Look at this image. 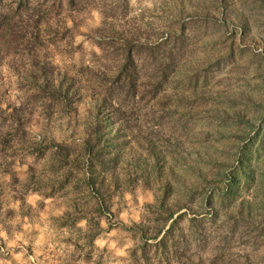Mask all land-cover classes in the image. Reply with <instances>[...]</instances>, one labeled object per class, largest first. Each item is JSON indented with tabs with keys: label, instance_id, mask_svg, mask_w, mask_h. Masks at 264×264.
I'll return each mask as SVG.
<instances>
[{
	"label": "rangeland",
	"instance_id": "rangeland-1",
	"mask_svg": "<svg viewBox=\"0 0 264 264\" xmlns=\"http://www.w3.org/2000/svg\"><path fill=\"white\" fill-rule=\"evenodd\" d=\"M0 264H264V0H0Z\"/></svg>",
	"mask_w": 264,
	"mask_h": 264
},
{
	"label": "trees",
	"instance_id": "trees-1",
	"mask_svg": "<svg viewBox=\"0 0 264 264\" xmlns=\"http://www.w3.org/2000/svg\"><path fill=\"white\" fill-rule=\"evenodd\" d=\"M129 58L131 59V56H128V59ZM125 68H127V66H124L122 70L125 71Z\"/></svg>",
	"mask_w": 264,
	"mask_h": 264
}]
</instances>
